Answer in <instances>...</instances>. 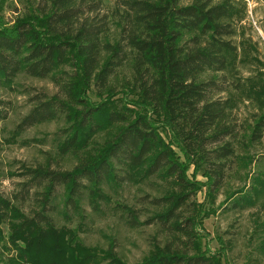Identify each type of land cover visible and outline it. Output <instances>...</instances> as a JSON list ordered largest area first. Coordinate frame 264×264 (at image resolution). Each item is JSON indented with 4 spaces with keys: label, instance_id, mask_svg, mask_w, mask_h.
I'll list each match as a JSON object with an SVG mask.
<instances>
[{
    "label": "trees",
    "instance_id": "obj_1",
    "mask_svg": "<svg viewBox=\"0 0 264 264\" xmlns=\"http://www.w3.org/2000/svg\"><path fill=\"white\" fill-rule=\"evenodd\" d=\"M116 1L121 30L116 41L107 35L110 16L97 15L104 0H42L13 25L0 24V89L12 88L24 73L51 80L59 91L33 97L18 131L64 118L57 149L77 161L72 170L48 163L25 170L30 179L22 185V199L39 190L44 197L32 215L15 204L17 196L0 191V241L5 240L0 255L9 251L8 242L18 252L7 264H54L65 251L68 264H126L111 250L99 256L98 250L70 249L73 235L56 227L52 201L64 188L66 209L79 211L88 193L97 210L101 201H109L108 185L143 183L154 176L172 185L162 197L145 198L158 211L140 221L137 209L124 206L130 227L157 226L164 236L154 237L137 264H224L226 247L220 243L214 252L203 250L199 239L203 219L216 210L190 197L206 187L214 203L234 165L244 160L238 144L245 148L264 139V84L253 86L260 110L249 123L248 142L239 139L245 127L232 118L234 98L225 96L242 87L226 72L229 56L237 53L234 21L243 10L238 0ZM127 65L132 79L118 91L113 81ZM214 74L219 76L201 79ZM92 91L98 100L90 98ZM8 107L0 100V121L8 118ZM161 129L171 133L170 139ZM102 132L106 138L99 142ZM261 157L249 158L256 171L249 188L230 196L232 209L264 202ZM191 165L205 182L190 179ZM5 223L10 233L4 236ZM259 225L264 231V222Z\"/></svg>",
    "mask_w": 264,
    "mask_h": 264
},
{
    "label": "rangeland",
    "instance_id": "obj_2",
    "mask_svg": "<svg viewBox=\"0 0 264 264\" xmlns=\"http://www.w3.org/2000/svg\"><path fill=\"white\" fill-rule=\"evenodd\" d=\"M42 0H0V24L11 26L17 18H21L34 11ZM185 0L184 3H191ZM242 17L234 21V43L237 53L229 56L230 64L226 76L230 82L242 84L240 90H231L225 96L234 98L235 108L232 111L234 121L242 124L243 131L239 139L246 140L249 132V123H252L254 114L260 110V104L254 100L253 86L255 83L264 84V0H238ZM117 1L104 0L102 8L97 15L110 16L108 36L111 41L120 37V20L117 15ZM214 75H203L207 79ZM116 79H119L118 83ZM132 79V72L127 65L118 72L113 83L116 90L121 89V83ZM95 90V89H94ZM58 88L49 79L32 78L24 73L17 76L10 87L0 89V100L9 106L8 118L0 121V191L5 197L17 196L15 204L27 215H32L39 208V202L44 198L43 191L34 192L22 199L23 183L30 177L25 170L36 169L40 165L50 164L52 169L72 170L77 164L73 157H62L57 149L61 130L66 128L64 118L54 119L36 126L18 131V126L29 113L35 96L46 95L51 97L58 94ZM120 95V94H119ZM93 101L98 100L95 92L89 94ZM163 136L170 139L166 129H161ZM99 142L106 138L105 132L96 136ZM237 154L243 157L234 165L224 187L219 191L216 201L211 203L206 187L190 197L191 202L204 203L207 208L216 210L214 214L203 219L200 230V242L203 250L214 252L221 244L226 247L222 257L224 264H264V231L259 224L264 222V202L256 206L232 209L233 200L230 196L242 189L249 188L253 180L255 164L249 161L250 157H261V167L264 172V139L260 143L247 147L237 146ZM195 165L188 170L190 179L205 182L206 178L201 172L195 171ZM172 188L170 181L160 177H151L143 183L123 184L119 187L108 185L106 194L110 197L108 202H100L99 209L95 210L90 203L88 193L80 201L79 211L71 207L66 209L64 188H59L55 199L52 201L53 220L59 229L70 231L73 242L68 245L70 249L98 250L101 252L112 251L121 257L126 264H137L150 252L154 237L163 239L157 226L142 225L137 228L130 227L124 206L138 210L139 220L144 221L157 208L148 204L145 198L162 197ZM22 195V196H21ZM51 207V208H53ZM67 210V215L65 211ZM189 212H187L188 215ZM3 235H9L8 224L2 225ZM7 240V236L5 237ZM2 241V242H1ZM0 245L5 240H1ZM221 243V244H220ZM9 251H4L2 256L4 264L10 257H16L15 248L10 242L7 244ZM1 248V247H0ZM0 258V259H1ZM100 258V257H99ZM69 252H64L55 259L54 264H68ZM93 264V263H92ZM100 264H106L101 261Z\"/></svg>",
    "mask_w": 264,
    "mask_h": 264
}]
</instances>
